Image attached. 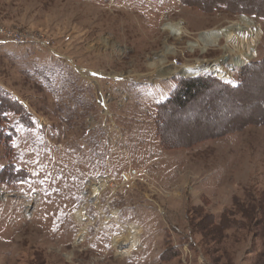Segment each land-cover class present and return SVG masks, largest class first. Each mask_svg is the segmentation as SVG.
<instances>
[{
  "label": "rangeland",
  "instance_id": "rangeland-1",
  "mask_svg": "<svg viewBox=\"0 0 264 264\" xmlns=\"http://www.w3.org/2000/svg\"><path fill=\"white\" fill-rule=\"evenodd\" d=\"M0 100V264H264V0H0Z\"/></svg>",
  "mask_w": 264,
  "mask_h": 264
},
{
  "label": "trees",
  "instance_id": "trees-1",
  "mask_svg": "<svg viewBox=\"0 0 264 264\" xmlns=\"http://www.w3.org/2000/svg\"><path fill=\"white\" fill-rule=\"evenodd\" d=\"M197 81H199V80L188 81V82H187V89H186V91H184L181 95H179V96L177 97V99H174L173 97L169 98V100L167 101L168 104L171 103L173 100H175V101L177 100V101H179V103H182L183 100H182V97H181V96H184V95H186V94L191 93L192 90L194 89V86L197 84ZM193 91H194V90H193ZM1 104H2V102H1V100H0V106H2ZM11 108H12V107H11ZM161 136H163V135L161 134ZM162 140L164 141L163 143L168 144V143L166 142V140L164 139V137H162ZM168 145H170V144H168ZM171 145L174 146L175 144L173 143V144H171ZM171 145H170V146H171Z\"/></svg>",
  "mask_w": 264,
  "mask_h": 264
},
{
  "label": "bare ground",
  "instance_id": "bare-ground-1",
  "mask_svg": "<svg viewBox=\"0 0 264 264\" xmlns=\"http://www.w3.org/2000/svg\"><path fill=\"white\" fill-rule=\"evenodd\" d=\"M245 21H248V20H245ZM173 26H174V25H173ZM176 26H177V25H176ZM176 26H174V27H176ZM250 26H253V25L250 24ZM168 29H169V28H168ZM173 29H174V28H173ZM230 31H231V27H227V28H224V29H221V30H220L221 33H223V32H224V33H226V32L228 33V32H230ZM176 34H177V35H180V34H182V31L179 30V32L176 33ZM243 59H244V58H243ZM241 61H242V60H241ZM241 61H239V62L241 63ZM244 61H245V60H244ZM242 63H243V61H242ZM242 63H241V64H242ZM186 74H187V73H186Z\"/></svg>",
  "mask_w": 264,
  "mask_h": 264
},
{
  "label": "built area",
  "instance_id": "built-area-1",
  "mask_svg": "<svg viewBox=\"0 0 264 264\" xmlns=\"http://www.w3.org/2000/svg\"><path fill=\"white\" fill-rule=\"evenodd\" d=\"M1 32H3V33L6 35V33H5V31H4V30H1Z\"/></svg>",
  "mask_w": 264,
  "mask_h": 264
}]
</instances>
